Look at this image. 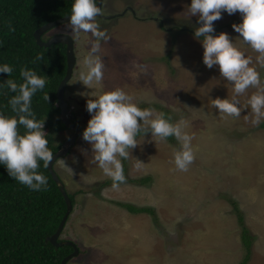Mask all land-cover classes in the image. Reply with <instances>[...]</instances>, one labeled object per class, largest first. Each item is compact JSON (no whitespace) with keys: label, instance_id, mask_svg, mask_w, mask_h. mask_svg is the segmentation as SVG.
<instances>
[{"label":"rangeland","instance_id":"1","mask_svg":"<svg viewBox=\"0 0 264 264\" xmlns=\"http://www.w3.org/2000/svg\"><path fill=\"white\" fill-rule=\"evenodd\" d=\"M190 3L103 0V14L113 17H97V22L111 39L101 42L103 81L91 88L78 81L90 34H73L68 23L48 31L74 38L77 62L64 97L82 132L91 117L87 100L120 88L141 109L160 112L157 106L168 107L173 123L185 122L195 152L189 170L181 172L170 163L179 142L159 141L147 133L126 159L125 176L149 175L150 181H126L113 190L112 183H104L110 178L90 163L91 145L81 133L54 163L66 191L75 195L60 238L73 240L79 254L66 264H238L244 250L232 201L253 236L247 264H264V128L252 126L250 107L237 119L225 118L212 107L216 97L231 98L232 85L220 76L218 66L204 65L202 43L194 37L198 17L189 16ZM221 15L212 35L227 33L246 56L253 57L262 76L264 68L255 65L257 53L232 28L241 22V14ZM253 91L239 97L241 106ZM72 131L63 132L64 139ZM135 158L144 162L139 169L134 167ZM120 203L149 207L153 214L131 213Z\"/></svg>","mask_w":264,"mask_h":264},{"label":"clouds","instance_id":"2","mask_svg":"<svg viewBox=\"0 0 264 264\" xmlns=\"http://www.w3.org/2000/svg\"><path fill=\"white\" fill-rule=\"evenodd\" d=\"M187 6L189 16L198 17L199 27L194 31V37L202 43L204 65L209 69L218 66L220 76L232 85L231 98L216 97L211 101L212 107L225 118L233 119L239 118L242 110L250 107V122L252 126H259L264 120V82L254 66L253 57L246 56L227 33H212L215 31L213 24L222 18V12L229 15L239 12L241 22L233 23L232 28L239 33L241 41L257 53L255 65L264 68V0H191ZM101 15L103 10L97 5V0H73L68 16L67 23L73 34L84 32L91 36L90 48L78 77V81L88 88L103 81L105 64L101 55V42L111 39L97 22V17ZM8 29L10 32L15 31L11 23ZM43 59V54L35 57L36 61ZM142 71L147 72V69ZM12 72L13 67L9 64L0 65V73L11 76ZM19 75L22 78L20 83L13 79L4 81L6 87L15 93L8 104L16 115L0 113V164L6 166L11 178L28 188L34 191L47 190V177L38 171L39 162L42 161L47 168L53 159V152L48 147V134L43 130L45 118L37 120L31 107L32 97L38 90L44 89L46 81L27 67H21ZM249 89L255 91L241 106L239 97L248 93ZM44 100H49L48 93L44 94ZM86 109L91 117L80 134L91 145L93 155L90 163L97 164L103 174L111 179L113 190H119L120 184L126 182L122 159L131 156V150L143 141L147 133L159 141L174 137L179 142L180 148L173 152V160L170 161L176 170L187 172L195 160L191 144L193 137L184 130L183 120L173 123L172 117L162 111L141 109L133 102V97L120 88L88 99ZM74 121L77 123L76 117ZM21 126L25 129L23 133L19 130ZM138 136H142L140 141L137 140ZM135 161L134 167L137 169L144 164L139 159L135 158ZM60 163L74 174L64 160Z\"/></svg>","mask_w":264,"mask_h":264},{"label":"trees","instance_id":"3","mask_svg":"<svg viewBox=\"0 0 264 264\" xmlns=\"http://www.w3.org/2000/svg\"><path fill=\"white\" fill-rule=\"evenodd\" d=\"M72 2L73 0H0V65L7 63L13 67L11 76L0 73V113L6 116L16 115L8 104L15 93L6 87L4 81L13 79L17 83L22 82L19 75L21 67L35 71L46 83L44 89L38 90L32 97L31 107L37 120L45 118L43 130L48 134V147L53 154L63 143L62 133L67 130L61 122L56 98L57 87L66 73L65 45L53 43L48 47L39 46L33 32L44 23L69 15ZM9 23L15 28L14 32L9 31ZM42 38L44 40L43 36ZM38 54H43L44 59L36 61L35 57ZM261 78L264 82V73ZM45 93H48V101L44 100ZM157 108L166 116L172 117V111L168 107ZM259 127L264 128V120ZM19 130L21 133L25 131L22 126ZM166 140L174 142L176 139L169 137ZM39 163L38 171L47 177V190L34 191L28 188L11 178L6 166L0 164V264H60L62 258L72 250L71 246L56 247L46 241V238L55 232L65 214L66 203L48 168L43 166L42 161ZM122 164L126 175V160L122 159ZM150 179L149 175L139 179L126 177L128 182L141 184ZM104 183L110 184L112 181L108 179ZM67 194L72 203V210L65 224L75 204V195L68 192ZM231 204L240 226L244 250L238 264H247L253 236L245 224L237 202L232 201ZM120 205L131 213L153 214L149 207L130 203Z\"/></svg>","mask_w":264,"mask_h":264},{"label":"water","instance_id":"4","mask_svg":"<svg viewBox=\"0 0 264 264\" xmlns=\"http://www.w3.org/2000/svg\"><path fill=\"white\" fill-rule=\"evenodd\" d=\"M97 5L101 6L103 5V2L101 4V0H97ZM68 16L65 15L63 17L57 18L55 20H51L47 23L42 24L40 27L36 28L33 32V36L39 46H45L48 47L53 43H62L65 45V54H66V73L65 76L60 81L57 90H56V98H57V104L60 109V119L61 122L65 125L67 128L73 129V133L63 141L60 148L53 154V159L48 165V170L53 178V180L56 182V184L59 186L60 192L62 193L65 203H66V212L63 215L61 221L59 222V225L55 232H53L50 236L46 238V241L50 242L56 247H60L63 245H68L72 247V252L68 253L65 257L62 258L60 264H66L69 259L76 256L79 252L78 246L71 240H59L61 231L63 229V226L65 224V221L69 215V213L72 210V203L71 200L66 192V188L64 186V183L58 176L57 172L53 169L54 163L56 160L61 157L65 156L70 148L74 145L76 138L79 136L81 132L80 126L74 121L75 115L71 111V107L69 103L65 100L64 94H65V88L72 76L73 68L76 64V56L74 52V38L66 33V32H56L48 36V38L44 39L42 38L43 34L50 31L52 28H54L57 25L64 24L68 22ZM107 18L113 17L112 15L103 16Z\"/></svg>","mask_w":264,"mask_h":264},{"label":"flooded vegetation","instance_id":"5","mask_svg":"<svg viewBox=\"0 0 264 264\" xmlns=\"http://www.w3.org/2000/svg\"><path fill=\"white\" fill-rule=\"evenodd\" d=\"M103 16H104V14L101 15V16H98V17L104 18ZM51 34H52V33H46V37L43 36L44 39L48 38V36H50ZM68 34H69V33H68ZM43 35H44V34H43ZM70 35H71V34H70ZM76 62H77V61H76ZM64 140H65V139H64ZM62 231H63V229H62ZM60 240H70V239H68V238H60ZM72 250H73V249H72ZM72 250H71L70 252H72ZM70 252H69V253H70ZM78 254H79V252H78ZM78 254H77V255H78ZM77 255H76V256H77Z\"/></svg>","mask_w":264,"mask_h":264}]
</instances>
